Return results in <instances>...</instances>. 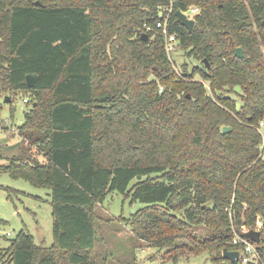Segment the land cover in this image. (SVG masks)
Here are the masks:
<instances>
[{
	"label": "trees",
	"instance_id": "1",
	"mask_svg": "<svg viewBox=\"0 0 264 264\" xmlns=\"http://www.w3.org/2000/svg\"><path fill=\"white\" fill-rule=\"evenodd\" d=\"M191 8L189 32L176 13ZM162 13L201 67L176 73ZM7 94L30 109L20 155L0 176L50 191L54 243L22 230L0 264H97V209L111 193L145 205L127 222L173 264L187 248L232 264L223 251L240 252L232 240L251 230L264 264V0H0ZM201 227L207 235L190 234Z\"/></svg>",
	"mask_w": 264,
	"mask_h": 264
},
{
	"label": "rangeland",
	"instance_id": "2",
	"mask_svg": "<svg viewBox=\"0 0 264 264\" xmlns=\"http://www.w3.org/2000/svg\"><path fill=\"white\" fill-rule=\"evenodd\" d=\"M175 47L176 50L169 58L178 75H181L185 63L189 64L190 72L197 66L201 67V62L189 58L178 45ZM196 80L202 82L208 94L212 95L209 82L198 76ZM7 97H10V102H6ZM25 100L28 97L21 94L0 96V165H8L11 158L20 155L24 143L21 127L30 109ZM260 128L264 135L261 124ZM39 159L42 160L41 157ZM156 177L151 176L153 179ZM138 182V179L133 180L128 191L133 192ZM10 189L21 192L20 198L14 202L9 199L7 190ZM144 208V204L133 203L131 197L121 193L109 194L104 203L99 205L95 249L97 264H173V261L168 260L166 250H159L150 242L139 239L127 222V219ZM0 221L6 222H0L1 253L8 250L10 241L16 239L22 230L29 232L37 245L49 248L54 243L50 191L36 188L24 180L12 179L6 174L0 176ZM191 233H197L199 237L207 235L204 227L192 230ZM189 240L186 241L191 247ZM189 250H183L179 264H212L208 252L196 255ZM7 261L2 264H8Z\"/></svg>",
	"mask_w": 264,
	"mask_h": 264
},
{
	"label": "built area",
	"instance_id": "3",
	"mask_svg": "<svg viewBox=\"0 0 264 264\" xmlns=\"http://www.w3.org/2000/svg\"><path fill=\"white\" fill-rule=\"evenodd\" d=\"M198 8H191L187 13H184L188 19L194 20V17L199 13ZM161 20L157 23V28L162 30V33L166 40V50L168 55L170 56L175 50L178 45V39L175 35L169 33V22H170V13L164 17L163 13L161 14ZM27 103V100H25ZM261 126L264 127V124L261 123ZM246 233V232H245ZM232 244L241 247L240 251V258L239 262L241 261L242 264H249V263H258L259 254L257 251L256 246L244 236L240 234H235V237L232 240Z\"/></svg>",
	"mask_w": 264,
	"mask_h": 264
},
{
	"label": "water",
	"instance_id": "4",
	"mask_svg": "<svg viewBox=\"0 0 264 264\" xmlns=\"http://www.w3.org/2000/svg\"><path fill=\"white\" fill-rule=\"evenodd\" d=\"M37 4L40 5V2H37ZM176 16H177L178 21L181 23L182 26L187 28L189 32L193 31V29L195 27V21L194 20L188 19L187 16L181 11H178L176 13ZM142 40L147 41L148 35L144 33L142 35ZM236 56L239 59H243L244 51L242 48L236 49ZM204 62L207 63V60H205ZM207 67L210 68L208 63H207ZM37 81H38L37 75H28L26 77V84L29 88H32L37 83ZM10 101H11L10 97H7L6 102H10ZM231 131H232L231 128L226 127L223 129V134H227ZM138 179L141 180V176H139ZM245 237L248 238L252 243H255V244H258L261 240V234L258 231H254V230L246 232ZM223 258L230 261L232 264H239L240 252L229 251V250L225 249L223 251Z\"/></svg>",
	"mask_w": 264,
	"mask_h": 264
}]
</instances>
